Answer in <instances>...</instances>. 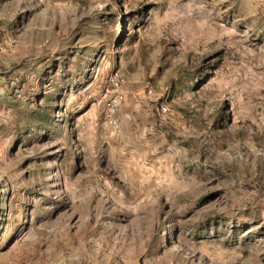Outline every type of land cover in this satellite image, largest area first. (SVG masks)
I'll return each mask as SVG.
<instances>
[{"label":"rangeland","instance_id":"374dc122","mask_svg":"<svg viewBox=\"0 0 264 264\" xmlns=\"http://www.w3.org/2000/svg\"><path fill=\"white\" fill-rule=\"evenodd\" d=\"M0 264H264V0H0Z\"/></svg>","mask_w":264,"mask_h":264},{"label":"built area","instance_id":"2783aa9c","mask_svg":"<svg viewBox=\"0 0 264 264\" xmlns=\"http://www.w3.org/2000/svg\"><path fill=\"white\" fill-rule=\"evenodd\" d=\"M123 97L121 95H118L111 104L108 105L107 111H106V117L110 120L113 119V116L115 115L116 111L118 110Z\"/></svg>","mask_w":264,"mask_h":264}]
</instances>
